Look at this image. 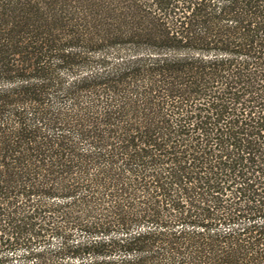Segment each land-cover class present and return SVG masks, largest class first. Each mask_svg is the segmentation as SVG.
Returning a JSON list of instances; mask_svg holds the SVG:
<instances>
[{
    "label": "trees",
    "instance_id": "trees-1",
    "mask_svg": "<svg viewBox=\"0 0 264 264\" xmlns=\"http://www.w3.org/2000/svg\"><path fill=\"white\" fill-rule=\"evenodd\" d=\"M0 264H264V0H0Z\"/></svg>",
    "mask_w": 264,
    "mask_h": 264
}]
</instances>
